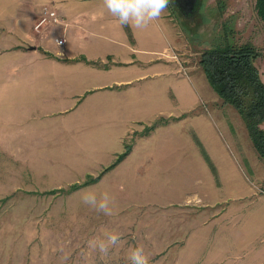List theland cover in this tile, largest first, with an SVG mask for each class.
Segmentation results:
<instances>
[{"label": "rangeland", "instance_id": "rangeland-1", "mask_svg": "<svg viewBox=\"0 0 264 264\" xmlns=\"http://www.w3.org/2000/svg\"><path fill=\"white\" fill-rule=\"evenodd\" d=\"M13 4L0 0L4 17ZM12 24L4 18L0 32L13 34ZM46 26L40 31L53 27ZM147 29L152 39L136 36L135 46L144 57L167 58L169 70L158 67L131 87L94 88L119 77L113 68L94 74L89 89L76 83L65 97L54 74L42 83L41 97L30 84L23 95L17 81L24 74H14L16 95L7 105L0 100V264H130L135 247H143L148 264H251L250 249L264 229L258 198L264 174L256 170L264 160L239 111L216 93L199 61L205 49L228 40L253 43L263 51L257 66L264 80V21L256 0H202L194 22L169 0ZM19 54L0 55V70L7 60L15 68L42 63L40 55ZM98 61L96 68H112L110 57ZM161 117L169 122L146 131ZM126 144L129 154L105 171ZM89 174L99 181L70 190ZM85 191L108 192L113 215L83 204ZM101 228L121 236L106 259L87 247ZM218 245L238 257L216 260Z\"/></svg>", "mask_w": 264, "mask_h": 264}, {"label": "crops", "instance_id": "crops-1", "mask_svg": "<svg viewBox=\"0 0 264 264\" xmlns=\"http://www.w3.org/2000/svg\"><path fill=\"white\" fill-rule=\"evenodd\" d=\"M47 3L53 4L65 22L63 25H55L37 34L31 24L40 14L42 5ZM3 15V11L0 12V17H4ZM4 18H9V22H13L14 33L0 32V55L7 58L13 56L11 52L21 53L19 55L26 58L29 55L36 57L40 55L37 59L42 62L41 64H23L22 67L15 68L14 65H9L10 61L7 60V65L2 67L5 69L0 70V76L7 78V80H0V100H4L6 105L16 95L14 74L20 72L24 74L23 80L17 82L23 86L19 88L23 95L26 94V86L30 84L38 90L41 97H44L41 93L45 91L42 83L55 74L53 78L60 80L65 86L66 90H63L62 95L67 97L76 83L83 90L89 89L86 86L92 84L94 74L101 75L103 71H112L113 68L120 69L119 77L112 81L107 78L102 86L94 88H103L112 84H128L131 87L135 82L141 81L144 74L154 73L158 67L162 72L169 70L168 65L165 64L168 61L167 58L166 62L162 63L160 61L164 58L158 59L155 55L144 57L135 46L136 36L146 35L152 39V31L147 28L134 29L126 25L121 26L118 20L103 7L102 0H14L12 9ZM4 18H0V23H3ZM62 36L66 37V44L57 45L56 38ZM30 40H35L37 43L30 44L28 50L24 49V42ZM152 52H157V50H152ZM136 54L139 55L137 58ZM106 56L111 58L112 68H96L94 63L104 60ZM83 58L90 61L87 62V66L82 65ZM4 72L7 76H3ZM79 72L84 73L80 76ZM74 74L76 76L71 77ZM26 100L24 99V103L27 102ZM260 169H264V164L261 168H258L256 164L257 173L264 174V171ZM258 198L263 200L264 205V195L259 194ZM260 233H262L261 241L250 249L249 262L251 264H264V229ZM217 248L219 251L216 260L218 258L227 259V256L238 257L237 253H233L231 249L222 250L220 245ZM230 261L233 262V259Z\"/></svg>", "mask_w": 264, "mask_h": 264}, {"label": "trees", "instance_id": "trees-1", "mask_svg": "<svg viewBox=\"0 0 264 264\" xmlns=\"http://www.w3.org/2000/svg\"><path fill=\"white\" fill-rule=\"evenodd\" d=\"M256 10L264 21V0H256ZM262 56L263 51L253 43L237 44L228 40L205 49L201 53L199 64L216 93L225 103L233 105L239 111L259 157L264 160V128L262 127L264 124V80L257 66V61ZM172 118L179 119V117ZM168 122L169 118H158L146 128V131L150 132L157 126L166 125ZM143 133L145 134V132L141 134ZM201 148L206 160L217 175L211 158L206 154L203 146ZM130 151L131 145L126 144L125 151L118 154L116 161L104 170L113 168L125 159ZM99 179L100 176L93 177L89 174L84 182L72 184L70 190L81 185L92 184ZM62 189L56 191H63Z\"/></svg>", "mask_w": 264, "mask_h": 264}, {"label": "clouds", "instance_id": "clouds-1", "mask_svg": "<svg viewBox=\"0 0 264 264\" xmlns=\"http://www.w3.org/2000/svg\"><path fill=\"white\" fill-rule=\"evenodd\" d=\"M103 7L121 26L134 29H145L150 23L161 18L169 5V0H102ZM59 45L60 41H55ZM62 54V52H61ZM82 203L105 216L111 217L112 198L108 192L97 193L85 191L81 196ZM121 243V236L115 231L101 228L100 235L87 241V247L100 255L101 259L109 257L110 253ZM130 264H148V258L143 247L132 248L127 256Z\"/></svg>", "mask_w": 264, "mask_h": 264}, {"label": "built area", "instance_id": "built-area-1", "mask_svg": "<svg viewBox=\"0 0 264 264\" xmlns=\"http://www.w3.org/2000/svg\"><path fill=\"white\" fill-rule=\"evenodd\" d=\"M36 22L34 24V29L36 31H40L43 26H55V25H62L65 20L63 16L58 12V10L53 6V4L44 5L41 9V13L38 15V19L36 18ZM56 41H60L59 45L64 46L66 44V37L62 36L56 38Z\"/></svg>", "mask_w": 264, "mask_h": 264}, {"label": "flooded vegetation", "instance_id": "flooded-vegetation-1", "mask_svg": "<svg viewBox=\"0 0 264 264\" xmlns=\"http://www.w3.org/2000/svg\"><path fill=\"white\" fill-rule=\"evenodd\" d=\"M201 7H202V0H196V1H192L191 6H186L184 10L180 9L179 7H177V10L182 14V16L188 18L190 22H194L196 18L199 16V11Z\"/></svg>", "mask_w": 264, "mask_h": 264}, {"label": "water", "instance_id": "water-1", "mask_svg": "<svg viewBox=\"0 0 264 264\" xmlns=\"http://www.w3.org/2000/svg\"><path fill=\"white\" fill-rule=\"evenodd\" d=\"M192 1L196 0H174L175 5L184 10L186 6H191Z\"/></svg>", "mask_w": 264, "mask_h": 264}]
</instances>
